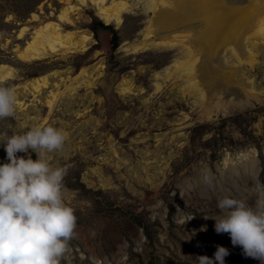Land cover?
Instances as JSON below:
<instances>
[{
	"label": "rangeland",
	"instance_id": "obj_1",
	"mask_svg": "<svg viewBox=\"0 0 264 264\" xmlns=\"http://www.w3.org/2000/svg\"><path fill=\"white\" fill-rule=\"evenodd\" d=\"M61 6L59 0H0V65L11 67L14 75L0 79V84L16 86V95L24 101L16 105L14 117L0 120V142L39 125L68 133L63 149L48 154L52 167L66 169L63 195L77 217L76 238L61 264H198L196 256L212 257L216 245L230 250L225 264H259L244 258L240 247H233L227 234L218 235L215 221L205 217L222 215L217 202L226 196L252 208L264 200V43L255 47L257 61L239 64L240 75L252 80L258 98L207 119L192 103L194 97L181 94L183 81L175 79L176 67H170L169 79L164 74L163 69L186 58L187 51L153 45L127 54L119 48L123 40L139 38L153 16L142 2L123 15L120 27L107 29L98 25L90 3L78 5L79 15L73 14L77 27L91 30L95 39L87 52L20 60L17 50L29 41L30 31L55 19ZM32 13L39 19L31 20ZM22 25L28 29L17 37ZM113 30L117 46L112 44ZM94 50L101 51L95 59ZM229 58L236 64L232 55ZM100 59L104 74L91 92L92 100L81 87L49 110L21 86L52 71L76 77L82 67ZM59 75L50 80L59 82ZM123 78L134 87L119 94L116 88ZM156 83H162L160 90ZM47 93L43 87L37 97L43 101ZM17 155L37 159L31 149ZM6 162L0 143V164ZM203 170L214 177L211 189L202 183Z\"/></svg>",
	"mask_w": 264,
	"mask_h": 264
},
{
	"label": "bare ground",
	"instance_id": "obj_2",
	"mask_svg": "<svg viewBox=\"0 0 264 264\" xmlns=\"http://www.w3.org/2000/svg\"><path fill=\"white\" fill-rule=\"evenodd\" d=\"M75 1L73 3V0H59L62 6L58 13L56 12L55 19L52 17L43 23L40 22L41 24L30 31L29 41L27 40L26 44L17 50L20 60L31 62L54 54L65 56L87 52L95 39L91 30L77 27L78 20L76 21L77 17H73V14L75 11L78 14L77 11L80 9L78 5L85 6L90 3L97 18L106 25L118 28L123 23V15L135 4L142 2L143 6L153 11V16L149 19L145 30L138 32L139 45H135L134 41L137 40L135 38L132 41L123 40L119 46L121 50L127 54H134L145 51L153 45H163L187 51L188 56L184 59H175L171 65L163 69L164 74L166 73L169 79L170 67H176L175 79L180 77L179 79L183 81L179 86L181 94L194 97L192 103L200 107L207 119L213 115L226 114L242 108L251 102L249 100L251 97H257L252 80L240 75L239 69L243 62L257 61L256 56L259 51L255 47L259 43H264V0ZM30 18L36 21L39 15L32 13ZM27 29L28 26L22 25L17 32L18 35L16 34L17 37H21ZM100 54V50H94L92 57L95 59ZM230 55L236 59V64L232 65ZM104 68L103 59H100L96 65L82 67L76 77H71L69 74L64 77L57 71H49L48 74L28 77L29 79L21 86L29 89L35 100L43 103L49 110H56L62 97L74 94L81 87L91 93L103 76ZM57 74L59 82H52L50 76ZM6 76L8 78L14 76L11 67L0 65V79L3 80ZM124 79L117 85L119 94H126L134 87L130 79ZM161 85L162 83H156L155 89H159ZM43 87L48 88V93L42 101L37 95ZM15 88L16 86L13 87ZM136 89L138 88L135 87ZM93 98L91 93V100ZM17 104H24L18 96Z\"/></svg>",
	"mask_w": 264,
	"mask_h": 264
},
{
	"label": "clouds",
	"instance_id": "obj_3",
	"mask_svg": "<svg viewBox=\"0 0 264 264\" xmlns=\"http://www.w3.org/2000/svg\"><path fill=\"white\" fill-rule=\"evenodd\" d=\"M16 105L15 90L0 84V120L14 117ZM67 138L65 130L39 125L0 142L8 160L0 164V264H61L70 251L77 217L63 195L66 169L48 161V154L62 150ZM29 149L37 159L17 155ZM201 177L206 187H214L209 171L203 170ZM217 208L222 215L205 217L215 221V232L227 234L244 258L264 264V200L252 208L226 196L218 199ZM230 254L216 245L212 257L196 259L198 264H225Z\"/></svg>",
	"mask_w": 264,
	"mask_h": 264
},
{
	"label": "trees",
	"instance_id": "obj_4",
	"mask_svg": "<svg viewBox=\"0 0 264 264\" xmlns=\"http://www.w3.org/2000/svg\"><path fill=\"white\" fill-rule=\"evenodd\" d=\"M99 19V18H98ZM100 20V19H99ZM101 21V20H100ZM102 22V21H101ZM98 22V25L101 27V28H104V29H107L109 28V25H106V24H103V22ZM112 36H113V39H112V44L113 46H117V43H116V37H117V34H116V31H112Z\"/></svg>",
	"mask_w": 264,
	"mask_h": 264
}]
</instances>
